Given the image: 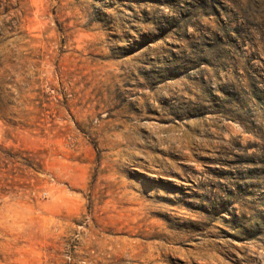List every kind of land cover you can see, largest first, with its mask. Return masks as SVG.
I'll return each mask as SVG.
<instances>
[{"label":"rangeland","instance_id":"1","mask_svg":"<svg viewBox=\"0 0 264 264\" xmlns=\"http://www.w3.org/2000/svg\"><path fill=\"white\" fill-rule=\"evenodd\" d=\"M0 264H264V0H0Z\"/></svg>","mask_w":264,"mask_h":264}]
</instances>
